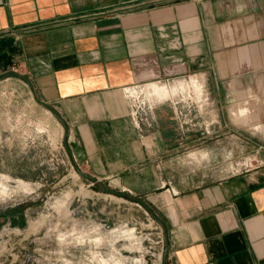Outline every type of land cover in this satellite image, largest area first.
<instances>
[{"label":"crops","instance_id":"0c3cea01","mask_svg":"<svg viewBox=\"0 0 264 264\" xmlns=\"http://www.w3.org/2000/svg\"><path fill=\"white\" fill-rule=\"evenodd\" d=\"M7 59L61 116L78 168L160 215L166 264H264V165L204 184L168 174L188 138L226 135L233 108L262 96L264 0H0ZM190 75L219 125L188 136L175 101L134 124L126 88Z\"/></svg>","mask_w":264,"mask_h":264},{"label":"rangeland","instance_id":"374dc122","mask_svg":"<svg viewBox=\"0 0 264 264\" xmlns=\"http://www.w3.org/2000/svg\"><path fill=\"white\" fill-rule=\"evenodd\" d=\"M22 74L12 60H0V264H164L163 219L85 182L66 147L64 123L38 103ZM204 86L203 76L190 75L131 86L124 97L129 105L175 101L189 136L216 123ZM234 109L241 110L233 112L229 133L188 138L168 174L204 184L263 166L264 90Z\"/></svg>","mask_w":264,"mask_h":264},{"label":"water","instance_id":"95a60500","mask_svg":"<svg viewBox=\"0 0 264 264\" xmlns=\"http://www.w3.org/2000/svg\"><path fill=\"white\" fill-rule=\"evenodd\" d=\"M20 76L31 86L32 89H34V85H33L32 81L28 77H26L24 75H20ZM35 98L38 101V103H40L42 106H44L45 108H47L55 116H57L58 118L62 119L61 116L59 115V113L56 111V109L53 106H51L50 104H48V103L40 100L36 95H35ZM65 144H66V147L68 149V146H67V137H65ZM78 173L83 177V179L85 180V182H87V183L91 182L93 184V186H94L93 189L95 191L104 192L107 195H111V196H115V197H126V198H129V199H132V200L140 203L150 214H152L153 216H155L154 212L145 203H143L139 198H137V197H135L133 195H129V194H125V193L119 192V191H113V190L105 189V188L101 187L98 184V181L96 179L92 178L90 175L82 172L79 169H78ZM166 241H167V236H166ZM167 253H168V251L166 250L164 264H166Z\"/></svg>","mask_w":264,"mask_h":264},{"label":"built area","instance_id":"2783aa9c","mask_svg":"<svg viewBox=\"0 0 264 264\" xmlns=\"http://www.w3.org/2000/svg\"><path fill=\"white\" fill-rule=\"evenodd\" d=\"M141 85H134L132 87L138 88ZM129 88H126L125 90H128ZM131 107V117L134 122V124L139 127H151L152 126V118H151V112L153 110V106L151 103L147 100H140L135 101L130 105Z\"/></svg>","mask_w":264,"mask_h":264},{"label":"bare ground","instance_id":"6f19581e","mask_svg":"<svg viewBox=\"0 0 264 264\" xmlns=\"http://www.w3.org/2000/svg\"><path fill=\"white\" fill-rule=\"evenodd\" d=\"M235 116V115H234Z\"/></svg>","mask_w":264,"mask_h":264}]
</instances>
